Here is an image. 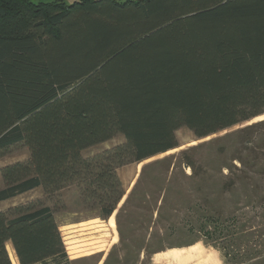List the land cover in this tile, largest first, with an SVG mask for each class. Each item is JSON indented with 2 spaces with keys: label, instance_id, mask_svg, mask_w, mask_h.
I'll list each match as a JSON object with an SVG mask.
<instances>
[{
  "label": "trees",
  "instance_id": "1",
  "mask_svg": "<svg viewBox=\"0 0 264 264\" xmlns=\"http://www.w3.org/2000/svg\"><path fill=\"white\" fill-rule=\"evenodd\" d=\"M261 115L264 0H0V152L30 154L1 168L0 201L77 183L108 217L125 193L118 166L178 147L183 126L204 138ZM199 147L180 151L192 177ZM219 168L226 191L264 186V119L236 131ZM11 211L0 264H13L9 241L19 264H72L51 206Z\"/></svg>",
  "mask_w": 264,
  "mask_h": 264
},
{
  "label": "rangeland",
  "instance_id": "2",
  "mask_svg": "<svg viewBox=\"0 0 264 264\" xmlns=\"http://www.w3.org/2000/svg\"><path fill=\"white\" fill-rule=\"evenodd\" d=\"M262 118L204 138L183 126L176 131L178 147L118 166L125 193L108 217L95 202L85 201L77 183L49 195L38 187L0 201V207L11 217L14 206L30 201L51 206L72 264H264V186L226 191L219 168L234 149L236 131ZM124 142L118 133L82 153L91 156ZM221 144L223 155L218 152ZM194 145L200 146L197 177L180 154ZM29 155L24 144L0 152V189L5 186L1 168ZM6 247L12 263L19 264L10 241Z\"/></svg>",
  "mask_w": 264,
  "mask_h": 264
},
{
  "label": "crops",
  "instance_id": "3",
  "mask_svg": "<svg viewBox=\"0 0 264 264\" xmlns=\"http://www.w3.org/2000/svg\"><path fill=\"white\" fill-rule=\"evenodd\" d=\"M38 188V187H37ZM33 190V189H32ZM29 191H31V190H29ZM29 191H27V192H29ZM27 192H25V193H27ZM22 194H24V193H22ZM20 195V194H19ZM16 197V196H15ZM14 198V197H13ZM8 200V199H7ZM5 201V200H4ZM64 242H65V244H66V246H67V242L64 240ZM67 250H68V253H69V255H70V252H69V247L67 246ZM100 250H106V248H102V249H100Z\"/></svg>",
  "mask_w": 264,
  "mask_h": 264
},
{
  "label": "bare ground",
  "instance_id": "4",
  "mask_svg": "<svg viewBox=\"0 0 264 264\" xmlns=\"http://www.w3.org/2000/svg\"><path fill=\"white\" fill-rule=\"evenodd\" d=\"M110 224H111V226L115 225V221H114V219L112 217L110 218Z\"/></svg>",
  "mask_w": 264,
  "mask_h": 264
},
{
  "label": "water",
  "instance_id": "5",
  "mask_svg": "<svg viewBox=\"0 0 264 264\" xmlns=\"http://www.w3.org/2000/svg\"><path fill=\"white\" fill-rule=\"evenodd\" d=\"M262 119H264V118H262ZM262 119H260V120H262Z\"/></svg>",
  "mask_w": 264,
  "mask_h": 264
}]
</instances>
